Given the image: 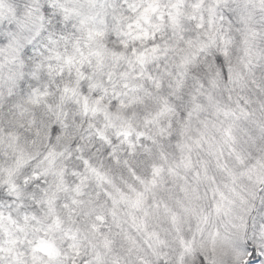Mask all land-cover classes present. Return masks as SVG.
Here are the masks:
<instances>
[{"label":"snow or ice","instance_id":"1","mask_svg":"<svg viewBox=\"0 0 264 264\" xmlns=\"http://www.w3.org/2000/svg\"><path fill=\"white\" fill-rule=\"evenodd\" d=\"M70 37L49 99L37 60ZM105 56L131 73L97 82ZM140 105L158 135L114 111ZM4 145L0 264H264V0H0Z\"/></svg>","mask_w":264,"mask_h":264},{"label":"clouds","instance_id":"2","mask_svg":"<svg viewBox=\"0 0 264 264\" xmlns=\"http://www.w3.org/2000/svg\"><path fill=\"white\" fill-rule=\"evenodd\" d=\"M69 3H72V0H68ZM7 27V24L4 25ZM81 33L77 32L75 33V38H80ZM90 46L93 49L99 48L100 45L106 44L107 40H94L88 42ZM113 47L118 46V38L114 39L112 41ZM146 46L145 43H138L136 45V48L139 50ZM121 51H125L124 49H121ZM59 53V55L62 58H67L68 56L76 57V49L74 47V38L70 37L68 41L58 42L53 45V52L38 58L37 63L40 64V69L38 72H36V76L39 78L40 74L42 73L44 77L47 79L42 82V86L45 85H51V92L52 95L49 96V99H51L53 96L56 95V89L57 88H63L64 86L68 87H74L76 82V76H75V69L70 70L68 65L63 64L62 61L56 60V53ZM131 59V57H129ZM51 65V71L49 70V66ZM87 71L90 74H93L95 76V79L97 82H100L102 79L105 78L106 73L111 71L114 73H120L127 71L131 73L132 68L131 66L125 62L121 61L119 67L116 66V64L113 62L112 58L110 56L104 57V70L101 71L99 69H87ZM114 80H118V77L116 75H113ZM59 81V84L56 82ZM105 79V83H106ZM129 83L132 84L134 81L129 80ZM46 90H49L46 88ZM91 99V94H90ZM108 103H110V100L108 97H105V104L104 107L108 106ZM155 109V105L152 109H148V113L151 114L152 111ZM5 112H8L9 109L5 108ZM34 111V106L32 105H26L23 109V115L20 114L18 111L15 115L9 117L10 121L16 125L18 128H23L24 125L27 123V120L31 119L32 113ZM117 114L122 116H127L128 118L132 119V123L134 125L135 129H139L141 131H149L153 135H158V128L159 125L154 126L153 128H148V126L144 123V115L142 113L145 111V108L143 105L140 106H133L130 109H116L114 110ZM133 114H135V118H133ZM27 118V119H25ZM94 123L100 124L101 127H103V121L102 118L96 117L93 120ZM161 124H166L165 118H161L160 121ZM21 151L24 152V161L25 163L29 160V153H31L32 157H35L36 152L39 150L38 147L34 148L31 143H29L26 147L23 143V133H21ZM18 151L14 149H7V146H0V156H4L5 159L0 162V173H3V169L6 167H12L14 169V176L12 179L19 180L21 177V170L15 169V164L13 163L14 158L16 155H18ZM39 166L40 168H43V164H41L39 161H36L33 164L34 170ZM8 177L6 174H0V188H3ZM51 180V178H50ZM7 192V189L5 190ZM7 194L12 196H19L22 200L28 199L29 203H31V194L25 192L24 187L22 185H18L16 192H8ZM41 220L46 223L47 220L45 219L43 212L41 214ZM57 242L62 244V241L59 237H57Z\"/></svg>","mask_w":264,"mask_h":264}]
</instances>
